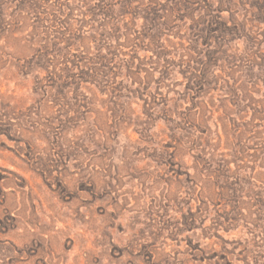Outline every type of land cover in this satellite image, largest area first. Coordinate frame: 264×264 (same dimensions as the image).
<instances>
[{
    "label": "rangeland",
    "instance_id": "1",
    "mask_svg": "<svg viewBox=\"0 0 264 264\" xmlns=\"http://www.w3.org/2000/svg\"><path fill=\"white\" fill-rule=\"evenodd\" d=\"M0 264H264V0H0Z\"/></svg>",
    "mask_w": 264,
    "mask_h": 264
}]
</instances>
